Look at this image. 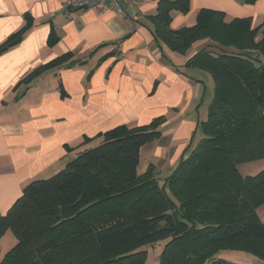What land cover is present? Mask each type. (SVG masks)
<instances>
[{
  "label": "trees",
  "instance_id": "trees-1",
  "mask_svg": "<svg viewBox=\"0 0 264 264\" xmlns=\"http://www.w3.org/2000/svg\"><path fill=\"white\" fill-rule=\"evenodd\" d=\"M150 1L155 13L146 20L157 42L180 55L197 41L211 42L184 64L213 82L202 137L160 185L153 166L141 174L137 167L141 148L160 137L163 116L99 134L100 143L27 183L0 214V240L7 230L17 240L0 264H144L145 248L159 242L157 264H233L215 257L227 247L264 260V221L256 212L264 202V169L246 177L237 169L264 159V19L252 27L249 18L225 22L222 12L201 9L193 25L172 30V12L188 13L189 0ZM23 31L7 38L0 53Z\"/></svg>",
  "mask_w": 264,
  "mask_h": 264
},
{
  "label": "crops",
  "instance_id": "crops-1",
  "mask_svg": "<svg viewBox=\"0 0 264 264\" xmlns=\"http://www.w3.org/2000/svg\"><path fill=\"white\" fill-rule=\"evenodd\" d=\"M64 1L0 0V45L24 30L0 53V115L27 114L21 122L0 118V208H8L23 185L53 175L114 127L164 117L159 139L140 150L139 163L162 158L159 170L147 165L155 177L171 173L198 128L196 106L207 76L184 64L211 42L197 41L184 55L157 42L146 20L155 13L154 1H122L123 19L108 4L98 14L65 11ZM201 9L222 12L225 22L249 18L252 27L264 19V0H189L188 13L172 12L170 28L193 25ZM63 55L69 56L65 62L20 83Z\"/></svg>",
  "mask_w": 264,
  "mask_h": 264
},
{
  "label": "rangeland",
  "instance_id": "rangeland-1",
  "mask_svg": "<svg viewBox=\"0 0 264 264\" xmlns=\"http://www.w3.org/2000/svg\"><path fill=\"white\" fill-rule=\"evenodd\" d=\"M229 51H231V50H229ZM193 74H196V73H192L191 75H193ZM204 74L207 76V77L202 78L204 80L205 90L203 91V93L201 95V105L196 106L198 108L196 116L198 115L200 117V121L198 124V128H197L196 132L194 133L192 144H190V146L187 147V148H189V151H191L193 149V147H195L197 141L202 137L201 122L205 121L207 118L208 105L210 104L212 97H213L212 79L209 77V75H207V73H204ZM11 115H12V118H11ZM26 116H27V114L15 112L14 114H6V113L1 114L0 118H6L9 121L14 120L15 122H21V121H23L24 118H26ZM160 142H162V140ZM3 147H4L3 145H0V148H3ZM16 147H18V145H12V148H16ZM189 151L186 152V156L188 155ZM4 159L5 158H1L0 163H2L4 161ZM149 159L150 158H146V157L142 158L141 162L139 163V165L137 167L138 173H140V174L143 173L145 171L148 163L155 165L156 168H158V170H159V168L162 167V165H163L162 158L161 159H153L152 158V160H150V161H149ZM237 169H238V172L241 175V177L254 176V175L258 174L261 170L264 169V159H260V160L250 162V163L240 164L237 167ZM167 175H169V172H167L165 170L164 172L160 173V175L157 176L160 185L163 184L165 177ZM48 177H50V176L46 175V176H43L42 179H46ZM25 185H23V187ZM22 189H21V191H22ZM12 204L8 208L7 207L0 208V214L5 215L7 213V211L10 209V207L12 206ZM256 212H257L259 218L262 221H264V202H262L261 204H259L256 207ZM16 241L17 240H16V238H15V236L11 230H7L3 234V236L1 237V240H0V259L5 255V253L7 251H9L16 244ZM163 243L164 242H159L158 244L154 245L153 247H146L145 248L147 253H146V258L144 260V264H157L158 263V257H159V254L161 252V249L163 247ZM215 257L223 259V260L230 262V263H233V264H264V260L262 261V260L258 259L257 257H254V256H252V255H250L244 251L237 250L236 247L221 248L215 252Z\"/></svg>",
  "mask_w": 264,
  "mask_h": 264
},
{
  "label": "built area",
  "instance_id": "built-area-1",
  "mask_svg": "<svg viewBox=\"0 0 264 264\" xmlns=\"http://www.w3.org/2000/svg\"><path fill=\"white\" fill-rule=\"evenodd\" d=\"M124 0H65L63 9L65 11L79 9V10H92L101 14L106 10V5L116 12L119 18H125L120 8V3Z\"/></svg>",
  "mask_w": 264,
  "mask_h": 264
}]
</instances>
